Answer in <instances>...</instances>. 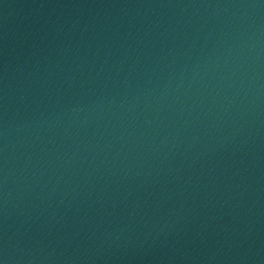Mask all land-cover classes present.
<instances>
[{
  "label": "water",
  "instance_id": "water-1",
  "mask_svg": "<svg viewBox=\"0 0 264 264\" xmlns=\"http://www.w3.org/2000/svg\"><path fill=\"white\" fill-rule=\"evenodd\" d=\"M0 264H264V0H0Z\"/></svg>",
  "mask_w": 264,
  "mask_h": 264
}]
</instances>
